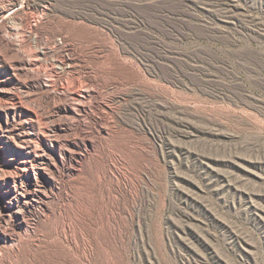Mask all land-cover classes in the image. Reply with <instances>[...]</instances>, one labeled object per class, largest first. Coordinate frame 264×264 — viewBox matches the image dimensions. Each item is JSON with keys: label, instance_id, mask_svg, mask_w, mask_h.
I'll list each match as a JSON object with an SVG mask.
<instances>
[{"label": "rangeland", "instance_id": "rangeland-1", "mask_svg": "<svg viewBox=\"0 0 264 264\" xmlns=\"http://www.w3.org/2000/svg\"><path fill=\"white\" fill-rule=\"evenodd\" d=\"M0 127L81 144L0 264H264V0H0Z\"/></svg>", "mask_w": 264, "mask_h": 264}, {"label": "bare ground", "instance_id": "bare-ground-1", "mask_svg": "<svg viewBox=\"0 0 264 264\" xmlns=\"http://www.w3.org/2000/svg\"><path fill=\"white\" fill-rule=\"evenodd\" d=\"M71 96L74 97V95ZM75 97L78 98L76 95ZM80 100L82 102V99ZM62 108L65 110L72 109L69 104L64 105ZM0 129L2 131L0 151L5 152V155L9 153L13 155L8 162L13 184H8L4 190L5 195H10V198L6 203H3V206L7 210L6 214L11 215L13 213L17 220L22 222L23 215L20 211L22 204L29 203L38 195H45L46 187L56 184L53 170L58 167V162H63L66 157L71 160L78 159L80 156L76 154V150L80 148L81 144L68 142L67 145L70 148L68 149L60 144L59 140L52 139L48 133L42 131L30 136L29 141L28 138L18 140L13 134L6 132L1 127ZM23 178L27 179L31 187L30 190H22L19 179L22 180ZM7 182L8 180L5 179V184ZM12 234L10 230L0 227V238L7 241L12 238L14 235Z\"/></svg>", "mask_w": 264, "mask_h": 264}]
</instances>
